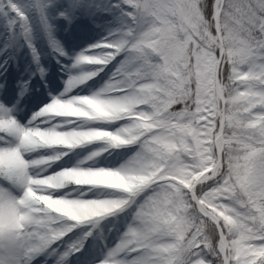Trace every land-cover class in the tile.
<instances>
[{
  "label": "snow or ice",
  "instance_id": "obj_1",
  "mask_svg": "<svg viewBox=\"0 0 264 264\" xmlns=\"http://www.w3.org/2000/svg\"><path fill=\"white\" fill-rule=\"evenodd\" d=\"M7 3L25 21L27 35V18L12 0ZM50 4L41 0L35 5L49 46L56 57L71 63L75 57L79 63L84 56L69 55L54 38ZM77 10L96 27L101 26L98 14L104 24H114L107 37L81 51L97 61L90 77H73L66 88L93 79L116 62L102 91L123 97L112 101L128 110L120 123H134L98 157L109 149H129L118 166L104 167L122 183L109 188L118 196L104 198L109 206L101 215L69 219L46 207L37 196L43 176L74 167L53 164L64 157L71 161L69 153L90 145L35 144L33 130L44 128L49 107L59 99L35 112L31 126L22 127L7 105L20 103L30 81L23 82L17 95L6 90L0 100V264H264V0H68L58 18L71 24ZM226 17L252 33L239 64L225 43ZM29 46L43 79L39 54ZM71 63L62 70L68 73ZM226 84L233 94H242L239 113ZM112 131L103 124L77 128L89 138ZM230 146L240 148L234 159L228 155ZM45 149L51 151L30 157ZM46 156L57 157L48 161L51 167L42 162ZM40 168L46 171L38 174ZM48 192L60 195L55 189ZM123 212L127 216L117 243L97 261L96 250L107 245L93 234L95 218ZM85 223L93 228L73 232ZM69 233L75 238L64 241ZM58 241L63 250L52 247Z\"/></svg>",
  "mask_w": 264,
  "mask_h": 264
},
{
  "label": "rangeland",
  "instance_id": "obj_2",
  "mask_svg": "<svg viewBox=\"0 0 264 264\" xmlns=\"http://www.w3.org/2000/svg\"><path fill=\"white\" fill-rule=\"evenodd\" d=\"M39 2H41V0H12V3H14L19 9V11L22 12L24 16L27 18L26 23L29 28V31L33 29L35 30L34 32L37 34V40H36L31 36H29V31L27 35L25 34V30H24L25 21H21L16 16V13L12 12L9 9L7 0H3V9L2 11H0V60L3 57H6V61L8 62L9 67L13 65L22 68L23 72L17 73L14 76H9V78L7 79L0 80V86H2L0 87V100L3 99L2 96H4L6 90L11 92L12 94L16 93L17 95L21 91V87L24 81H30V83L28 85V90L25 92L23 99L20 100V103L22 100L33 101L35 99H38L41 100V104L43 103L44 105H47L48 103L52 102L53 98L51 97L47 98L45 97L46 95L49 96V94H53V92H55V90L58 88L61 89L60 90L61 93L66 89V81L68 79L67 73L63 74L61 73L62 72L61 70L63 65L69 64L71 63V61L63 57H56L55 54L52 52L49 46L47 31L44 28L41 17L35 7V5ZM45 2H47V0H45ZM73 2L75 4L77 0H73ZM109 2L112 4L117 3L114 2L113 0H109ZM67 4H68V0H51V4L47 8V13L50 19V23L54 26L53 28L54 38L64 46L65 50L69 53V55L74 56L80 53L82 50H85L86 48V47L82 48L74 45L73 38L70 37L71 30L75 29L77 24L81 23L85 26V22H87V26L85 27L93 29L94 32H99V33L103 32L104 30L108 31L110 28L114 27V24L112 25L104 24L102 22L103 16L101 14H98V18L101 22V26L96 27L94 24L91 23L89 17L84 14L83 10H77L75 13V18L72 20L71 24H69L68 21L63 20L62 18H58V11L66 7ZM53 17H57V18L52 19ZM108 19H111V17H108ZM10 21H14V22L10 25L9 23ZM58 29L64 31L65 34L64 37H61L59 33H57ZM100 39L102 41L104 38H100ZM92 43L93 42L86 44L90 46V44ZM29 45L35 47V49L39 54V66L45 69V75L43 79L41 78L40 73L37 71V64L33 60L32 51ZM58 60L60 61L59 63L57 62ZM95 67L96 66H92V65L84 66L85 70H94ZM107 67L108 66H106L104 70L99 73L98 76L88 80L84 84L73 87L71 90L67 92L68 94L66 93L65 95L89 94L91 91L99 89V87L102 86L104 81L107 79V74L109 73V69H107ZM56 69L60 71L59 73H61V75L62 74L63 75L59 76V74L58 75L55 74ZM12 82L16 83L15 87H13ZM7 84H10V86L8 87ZM56 91L57 93L61 94L58 90ZM54 96H55L54 98H60L59 96L61 95H59L58 97L56 95ZM20 103L17 104L18 110L21 113V116L26 124L20 123V121L18 120V116L11 115V117L16 119L20 126L28 127V125H30L29 121L31 120L32 116L28 117L29 114L25 115L22 112V109H24L25 107H21ZM43 125H45L44 127L48 126L47 124L44 123L41 124V126ZM116 126H117L116 124L105 125V127L110 129H113ZM70 127L71 125H67V128ZM12 140L13 143L18 142V138L16 137H13ZM98 147H100V143L88 147H78L73 152L69 153V155H71L74 160L72 159L71 161H69L67 157H64L62 158V160L57 161L55 164H53V168H56L57 164L74 166L78 160L84 158L94 148H98ZM50 151H51L50 149H45V150H40L39 152H33L30 154V157L41 153L47 155ZM128 152H129L128 148L109 149L108 152H104L100 157L95 158L96 161L95 166L116 167L122 162L124 158H126ZM118 153L120 154L119 158L114 159V157H117ZM92 163H93L92 161H88V164H92ZM52 170L53 169H49L48 171L51 172ZM90 187L91 186L66 185L63 189H58L56 191L60 193V195L64 193H68L69 194L68 198H73L77 195V192L73 191V189L87 190ZM115 196H118V193L115 190L96 187V188H92L91 192H86L85 198H114ZM126 216H127V212H123V213H118L115 216L110 215L103 218H95L98 221L97 226L93 228L92 224L85 223L83 232L87 231L89 228H93L94 235L99 237L102 234V237H105L107 239L111 247H114L119 239L120 232L123 231V221ZM113 225H117V227H119V231H117V228L113 227ZM80 227H82V225ZM109 229H111V231H109ZM70 235L71 233L66 235L63 238V240L68 241L69 238H71ZM88 239L89 241H91L92 237H89ZM60 242L61 241H58L52 247L63 250V244ZM87 246L88 245L86 243L85 247ZM76 255L79 256L80 254L77 253ZM104 255H106V253L103 254L101 248L99 247L96 250L95 259L97 261L103 259Z\"/></svg>",
  "mask_w": 264,
  "mask_h": 264
},
{
  "label": "clouds",
  "instance_id": "obj_3",
  "mask_svg": "<svg viewBox=\"0 0 264 264\" xmlns=\"http://www.w3.org/2000/svg\"><path fill=\"white\" fill-rule=\"evenodd\" d=\"M225 24L227 25L229 37L225 43L233 58V62L237 64L242 63L240 54L246 47L247 41L251 38L252 33L245 30L240 24L234 23L230 17H226ZM78 55L84 56V59L77 63L75 57L73 58L67 73V80H71L73 77L79 78L83 75H89L90 77L92 70H85L84 66L97 62L87 54V51L80 52ZM86 82L87 80L81 81L82 84ZM71 89L66 88L65 93ZM103 89L104 85L100 86L97 90L91 91L89 94L65 95L62 93L60 98H58L60 102L54 106H50L46 113L47 120L43 123L48 126L41 129L40 125H37L31 137L35 144L42 147H50L56 144L75 146L81 143H88L91 146L97 144L96 141L98 140L104 141V143H100V147L94 148L89 155L78 160L74 167L65 168L53 175H44L40 181V184L44 185L43 189L39 187L37 189V196L41 202L46 207L61 213L69 219L82 220L103 214L105 208L109 206V201L104 198H85L86 192H91L92 188L96 187L109 189L122 183L121 178L109 169L95 166V157H98L108 144L117 138V133L123 135V130L131 128L134 122L120 123L123 120V115L128 110L127 108L112 103V101L123 100L124 98L112 97L107 91H102ZM226 90L229 91L232 108L239 113V101L242 99V94H233L231 86L227 84ZM57 118H61L58 120L60 123L56 122ZM73 124L76 125L75 128L70 127L67 131H57L63 125ZM94 124H103L104 126L116 124L117 126L110 133H99L91 138L77 132V128H91ZM228 155L233 159L239 156V146H230ZM56 158V156H46L41 159L47 167H51L48 161ZM88 161H92L93 163L88 164ZM86 163L88 165L87 167L84 166ZM198 163L203 164L204 161L201 160ZM44 171H46V168L37 169L38 174H42ZM224 171L219 173L221 177ZM66 185H92L93 187L83 191L73 189V191L77 192V195L73 198H68V193L56 196L54 193L48 192L49 189L58 190L64 188ZM235 198L237 201L242 198L239 190L236 192ZM190 215H194V213H190Z\"/></svg>",
  "mask_w": 264,
  "mask_h": 264
},
{
  "label": "bare ground",
  "instance_id": "obj_4",
  "mask_svg": "<svg viewBox=\"0 0 264 264\" xmlns=\"http://www.w3.org/2000/svg\"><path fill=\"white\" fill-rule=\"evenodd\" d=\"M113 1L114 2H117V0H113ZM34 31H35L34 29L33 30H30L29 31V36H31L32 38H34V39L37 40V34ZM105 31L106 30H104L103 32H100V33L99 32H94L93 29L87 28L83 24L79 23V24L76 25L75 29L71 30L70 37L73 38V44L74 45H76L78 47H82V48H85L86 47L85 49H88L91 45L100 42L101 41L100 38H105V37L108 36V31L109 30L106 31V32ZM57 33H59V35L61 37H64L65 36L63 30H59L58 29L57 30ZM90 42H93V43L90 44V46H88L86 43H90ZM115 63L116 62L114 61V62H112L111 64L108 65L107 69H109V73L113 70V67H114ZM61 71H62L61 73H63V74L66 73L63 70H61ZM21 72H23V69L22 68H19V67L13 66V65H11V67H9L8 62L6 61V57H3L0 60V80L7 79V78H9V76H14L17 73H21ZM59 72L60 71H58L57 69L55 70V74H57V75L59 74V76H60L61 73H59ZM56 90H58L60 92L61 89L58 88ZM56 90H55V92H53V94H49V96L46 95L45 97H47V98L48 97L54 98L55 97L54 95H56L58 97L62 93L66 94L65 91H63L62 93L60 92L61 94H59V93H57ZM12 95H15V94L13 93ZM27 104H28L27 107L22 110V112L25 115H27L29 112H31L30 115H33L36 111H39L44 106H46L43 103L41 104V100H33V101H30V102H27ZM20 106L21 107H24V106H26V104L22 102V103H20ZM7 107L13 109V111L10 113V115H19V110H18V106H17L16 100H13V103L12 104H8ZM19 119H21V118H19ZM21 122L24 123V120H21ZM59 122L60 121H57V123H59ZM44 126L45 125H43V127ZM63 127L67 129V125H63ZM84 227L85 226L83 224L82 227H79V229H74L73 232H75V233H81V232H83ZM95 232H96V230H95ZM70 236H71V238H75L73 236V233H71ZM100 236H102V234ZM103 238H104V242L107 245V247H104V245L102 244V245H100V248H101L102 253L104 254V253H107L108 248H111V245L109 244V242L107 241V239L105 237H103ZM60 243H62V242H60ZM40 259L42 260L43 257H41ZM52 263H53L52 260H49L48 261V264H52Z\"/></svg>",
  "mask_w": 264,
  "mask_h": 264
}]
</instances>
